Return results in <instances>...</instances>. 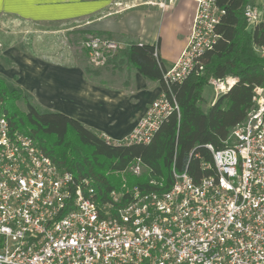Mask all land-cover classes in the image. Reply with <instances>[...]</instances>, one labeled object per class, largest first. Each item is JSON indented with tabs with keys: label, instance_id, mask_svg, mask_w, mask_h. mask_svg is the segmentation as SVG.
<instances>
[{
	"label": "built area",
	"instance_id": "2783aa9c",
	"mask_svg": "<svg viewBox=\"0 0 264 264\" xmlns=\"http://www.w3.org/2000/svg\"><path fill=\"white\" fill-rule=\"evenodd\" d=\"M225 10L217 0H196L187 43L166 69V85L202 70V55L220 38ZM249 26L263 19L247 4ZM89 64L108 65L123 48L110 37L81 41ZM264 58V44L254 47ZM155 56L157 52L155 49ZM238 77H208L215 101ZM178 111L162 93L119 145L148 144L161 123ZM206 147L211 171L195 181L172 168V182L121 184L101 192L88 177L61 169L30 135L14 129L0 102V264H264V87L254 86L252 106L221 149ZM140 176L135 158L125 169Z\"/></svg>",
	"mask_w": 264,
	"mask_h": 264
},
{
	"label": "trees",
	"instance_id": "16d2710c",
	"mask_svg": "<svg viewBox=\"0 0 264 264\" xmlns=\"http://www.w3.org/2000/svg\"><path fill=\"white\" fill-rule=\"evenodd\" d=\"M246 2L217 0L225 10L216 26L221 36L202 55L203 69L194 70L182 82L165 84L166 68L155 56L153 45L130 44L111 60L125 63L145 79L158 82L163 93L178 105V111H173L161 123L148 144L115 146L77 119L37 108L29 93L0 79L3 111L11 127L33 137L59 168L75 177L91 178L101 192L118 187L121 176L127 184L139 186H149L150 179H163L167 188L172 182V168L177 172L187 170L198 181L211 173L201 169V162L212 163V154L206 145L221 149L231 129L244 120L251 108L254 86L264 87V59L254 49L264 44V0L261 3L263 19L250 26L249 31L243 30ZM83 69L85 73L93 71L88 66ZM228 75H235L238 81L204 111L200 102L207 78L221 79ZM20 99L26 105L25 112H20L16 105ZM135 158L142 160L145 167L140 176L125 170Z\"/></svg>",
	"mask_w": 264,
	"mask_h": 264
},
{
	"label": "crops",
	"instance_id": "0c3cea01",
	"mask_svg": "<svg viewBox=\"0 0 264 264\" xmlns=\"http://www.w3.org/2000/svg\"><path fill=\"white\" fill-rule=\"evenodd\" d=\"M195 9L196 0H0V54L11 65L0 63V73L29 93L37 108L64 113L99 135L122 139L163 93L160 84L124 63L85 73V51L72 48L80 44H71L67 34L96 32L123 48L153 45L168 69L187 43ZM7 19L24 23L20 34L11 30L13 23H4ZM68 20L76 24L61 25ZM45 22L61 26L44 27ZM207 103L204 111L213 97Z\"/></svg>",
	"mask_w": 264,
	"mask_h": 264
},
{
	"label": "rangeland",
	"instance_id": "374dc122",
	"mask_svg": "<svg viewBox=\"0 0 264 264\" xmlns=\"http://www.w3.org/2000/svg\"><path fill=\"white\" fill-rule=\"evenodd\" d=\"M261 2H262V0H247V2L245 3V5H247V4H253V5H257V6H259L260 7V4H261ZM244 19L242 18V20H241V22L243 21ZM14 20H10V19H7V20H5L4 21V23H6V24H12L14 27L11 29L12 31H15V33L16 34H20V32L18 31L19 30V28H20V26H21V29L24 27V23H19V21H14ZM49 23H53V24H49ZM60 23V22H59ZM71 24H76L75 22H70L69 20L68 21H64L63 23H61V25H64L65 27L66 26H68V25H71ZM58 26V25H60V24H58V22H45L44 23V27H49V26ZM60 25V26H61ZM249 28H250V26L248 25V23L246 22V20L244 21V26H243V30L244 31H249ZM2 31H0V33H1ZM71 32H73V31H71ZM68 33V32H67ZM66 33V34H67ZM96 35H98V36H101V37H107V36H104V35H99L98 33H96V32H84V30H77L76 32H74V33H68L67 34V38L69 39V41L71 42V44H72V42L73 41H78V43L80 44L81 43V41L82 40H84V39H86V38H89V37H92V36H96ZM80 46H81V44H80ZM0 48H1V44H0ZM72 48H74L76 51H80L81 52V54H82V50H84L82 47H79L78 46V44H77V47H74V46H72ZM1 51V50H0ZM85 51V50H84ZM256 54L259 56V57H261L259 54H258V52H256ZM84 55V57H82L83 58V62H84V65L85 66H88V67H90V69H94V67H92L91 66V64H89V62H88V58L86 57L87 56V53H86V51H85V53L83 54ZM264 59V58H263ZM0 63L3 65V66H5V65H8V66H11L9 63H6L5 61H4V58H2V54H0ZM123 65H126L125 63L123 64ZM101 69V68H100ZM98 70V69H97ZM93 79H95V80H98L99 78H100V76H94V75H90ZM231 76H233V77H236L235 75H231ZM0 79H2V80H4V82H6V84L8 85V86H12V87H15L14 85H13V82H11V81H9V79H7V77L5 78V77H3V75H2V73H0ZM123 79V78H122ZM119 80V79H118ZM117 80V81H118ZM113 81H116V79L115 78H113ZM202 95H204V99L206 100V101H204V100H202V102H200V106L202 107V109H206V107H207V99H211L212 97L214 98L215 97V93H214V91H213V89H212V87L210 86V84L208 83V78H207V80H206V82H205V84H204V86H203V90H202ZM209 102V101H208ZM16 105H17V107L19 108V111L20 112H25L26 111V105H25V103L23 102V100L22 99H20V100H18L17 102H16Z\"/></svg>",
	"mask_w": 264,
	"mask_h": 264
}]
</instances>
